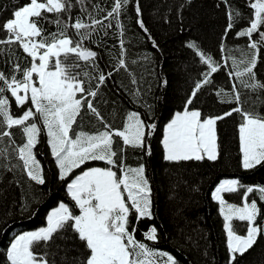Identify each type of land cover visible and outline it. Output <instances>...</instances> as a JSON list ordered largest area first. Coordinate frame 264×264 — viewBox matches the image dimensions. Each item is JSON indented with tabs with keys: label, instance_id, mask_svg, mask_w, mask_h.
Returning <instances> with one entry per match:
<instances>
[{
	"label": "snow or ice",
	"instance_id": "obj_1",
	"mask_svg": "<svg viewBox=\"0 0 264 264\" xmlns=\"http://www.w3.org/2000/svg\"><path fill=\"white\" fill-rule=\"evenodd\" d=\"M88 3L90 0H28L0 23V32L4 33L0 37V57H4L3 64L9 68L7 72L0 68V157L5 160L18 157L22 162L13 167L0 164V167L7 171L20 168L30 181L45 185L46 176L37 159V145L42 130L46 129L59 178L66 181L67 192L74 201V206L61 202L50 211L45 227L16 235L5 252L7 264H58L55 256L59 252L64 253L59 264H180L171 253L144 242L159 243V230L154 224L142 233L144 240L136 238L140 221L155 219L152 186L146 165L129 166L124 157L129 148L150 156L149 141L157 125L132 111L127 114L122 128H114L93 103L100 86L105 85L113 72L100 68L99 53L86 47L84 41L90 40L92 33L101 26L107 35L106 30L113 25L105 24L104 20L113 19L123 37L125 26L119 17L130 4L136 13V23L147 33L139 0H113L110 10L92 5L93 10L106 12L103 20L89 11ZM220 3L225 5L229 21L223 41L244 17L229 0H220ZM249 7L254 11L248 26L235 33L249 38L247 51L242 52L239 60L232 57L231 67L235 71L227 74L230 79L239 80L240 87L256 94L255 98L243 99V93L233 83L231 92L223 88L216 92L217 96L224 97L222 102L234 105L223 114L213 116L197 108L189 110L201 89L212 83V74L227 67V59L221 63L200 50L195 42H190L188 47L195 50L208 71L195 83L185 100L184 110L177 112L164 129L161 143L166 161L219 160L217 122L235 113L241 117L238 129L241 167L244 170L264 167V114L256 107L264 105V80L257 78L258 63L264 65V55H261L264 0H250ZM74 8L80 11L75 18L72 16ZM49 14L55 18H50ZM45 24L54 25L56 31L49 32ZM69 28L77 38L68 35ZM254 34L258 39H252ZM124 43L123 39L119 40L121 58H117L118 67L113 66L116 71L128 69L122 58L126 55ZM18 50H22V56L17 55ZM221 51H224L223 43ZM24 60L28 61L26 65ZM12 98L17 108L23 109L19 115L12 112ZM249 103L252 107L245 108ZM87 112L96 118L103 130L91 134L76 131L73 126L79 127L82 114ZM17 137L22 141L19 145ZM90 161H102L108 166L88 167L69 179L75 169H81ZM237 192H241L240 205L228 202L223 195ZM212 198L218 202L225 221L229 264H240L238 257L253 249L258 239H264V210L260 206L264 204V185H246L239 178L224 179L215 187ZM234 221L246 224L244 234L239 233ZM73 239L83 245L86 255H68L75 247L68 243ZM53 247L56 252L49 251Z\"/></svg>",
	"mask_w": 264,
	"mask_h": 264
},
{
	"label": "trees",
	"instance_id": "obj_2",
	"mask_svg": "<svg viewBox=\"0 0 264 264\" xmlns=\"http://www.w3.org/2000/svg\"><path fill=\"white\" fill-rule=\"evenodd\" d=\"M27 2L28 0H0V23L10 18L16 7ZM112 3L113 0H90L87 7L97 19L103 20L106 12L93 10L92 5L110 10ZM249 3L250 0H229V4L238 9L244 18L223 41L222 37L229 21L225 5L220 3V0H139L141 18L148 29L147 33L136 23V13L130 4L128 10L119 17L125 26L123 37H120V30L113 19L104 20L105 24L113 25L106 30L107 35H104L105 29L101 26L92 33L90 40L84 41L86 47L99 53L97 62L100 68L105 72H113L105 85L100 86L98 96L93 101L105 119L114 128H122L127 114L136 111L141 113L142 118H147L149 122L157 125L149 141L150 156L129 148L124 157L129 166L135 167L139 163L146 165L152 186L155 219H142L136 238L144 240L142 233L149 225L154 224L159 230V243L146 240L144 242L155 249L171 253L180 264H229L225 221L219 211L218 202L212 198V193L223 179L239 178L246 185H264V167L258 166L253 170H244L241 167L238 130L241 117L238 114L234 113L231 117L217 122L221 158L215 162H168L164 159L165 153L161 143L167 123L177 112L184 110L185 100L195 83L208 71L207 66L195 54V50L188 47L190 42H195L200 50L211 54L213 59L221 63L227 59V67H222L212 74V83L201 89L197 94L198 99L189 106V110L197 108L203 114L213 116L223 114L234 105L222 102L224 97L217 96L216 92L221 88L225 92H231L233 83L243 93V99L249 96L255 98L256 94L240 87V81L235 77L230 79L227 74L228 71H235L231 67L232 57L239 60L242 58V52L247 51L249 38L239 37L235 33L247 27L248 19L253 16L254 10L249 7ZM78 15L79 8H74L73 18ZM49 16L55 18L53 14ZM85 22H88L87 18ZM44 26L49 32L56 31L54 25ZM3 35L4 33L0 32V37ZM68 35L77 38L71 28L68 29ZM120 39L125 42L126 55L122 58L126 60L128 69L116 71L113 66L118 67L117 58H121ZM252 39H258V35L254 34ZM17 55L22 56V50H18ZM261 55H264V48ZM3 59L4 57H0V68L7 72L9 68L3 64ZM27 63V60L23 61L24 65ZM257 69V78L264 80V65L258 63ZM161 81L167 83L162 84ZM12 99V112L19 115L23 109H18L14 98ZM244 107L251 108L252 105L249 103ZM256 107L264 114V105ZM82 115L79 127L73 126L77 132L85 131L91 134L103 130L102 125L90 112ZM38 123L42 126L41 121ZM47 141L44 129L37 145V159L44 168L45 185H36L30 181L20 168L7 171L0 167V264H7L5 252L16 235L45 227L50 210L60 202L74 206V201L67 192L66 181L59 178V168ZM23 142H26V139ZM21 143L17 137V144ZM17 163L22 164L18 157H9L7 160L0 157V164H7L8 167ZM107 166L102 161H90L81 169H75L69 179L81 174L82 170L88 167ZM223 195L228 202L241 204V192ZM260 206L264 210V204ZM132 219L134 222L135 218ZM234 225L238 227L240 234H244L245 223L234 221ZM68 243L70 246L75 245L74 250L68 253L70 257L87 254L79 241L73 239ZM49 251L56 252V249L53 247ZM63 255V252H59L55 256L58 264ZM238 259L240 264H264V239H258L253 249Z\"/></svg>",
	"mask_w": 264,
	"mask_h": 264
},
{
	"label": "rangeland",
	"instance_id": "obj_3",
	"mask_svg": "<svg viewBox=\"0 0 264 264\" xmlns=\"http://www.w3.org/2000/svg\"><path fill=\"white\" fill-rule=\"evenodd\" d=\"M175 117V116H174ZM173 117V118H174ZM87 170V169H86ZM224 180V179H223ZM63 202V201H62ZM61 203V202H60ZM63 203H65V202H63ZM230 203H232V202H230ZM67 204V203H66ZM59 205V204H58ZM58 205L56 206V207H58ZM237 205H239V204H237ZM56 207H54V208H56ZM53 208V209H54ZM53 209H51L50 211H52ZM76 212H77V214H78V209L76 210ZM30 231H35V230H30ZM25 232H28V231H25ZM24 232H22V233H19V234H23Z\"/></svg>",
	"mask_w": 264,
	"mask_h": 264
}]
</instances>
